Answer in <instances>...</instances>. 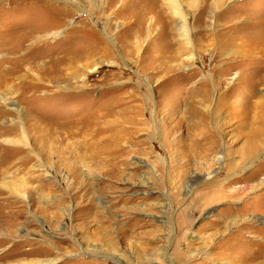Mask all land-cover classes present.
<instances>
[{"label":"rangeland","instance_id":"obj_1","mask_svg":"<svg viewBox=\"0 0 264 264\" xmlns=\"http://www.w3.org/2000/svg\"><path fill=\"white\" fill-rule=\"evenodd\" d=\"M176 1L0 0V264H264V0Z\"/></svg>","mask_w":264,"mask_h":264},{"label":"bare ground","instance_id":"obj_2","mask_svg":"<svg viewBox=\"0 0 264 264\" xmlns=\"http://www.w3.org/2000/svg\"><path fill=\"white\" fill-rule=\"evenodd\" d=\"M177 1L176 0H160V7L158 6V8L159 9H162V7L164 8V9H166L167 11V14H169V16H171L173 19H174V21H175V26H176V30L178 31V33H179V37L181 38V40H182V42H183V44L185 45V46H187L188 47V36H189V34H188V30H187V27H188V25L186 24L187 22L183 19V16H182V14H181V12H179V9H178V5H177V3H176ZM215 4H216V2H214ZM219 4V3H218ZM156 7V6H155ZM171 18V19H172ZM177 33V34H178ZM186 47V48H187ZM188 49V48H187ZM5 102H6V99H5V96H4V94H0V103H3V104H5ZM10 105V104H9ZM12 108H13V110L17 113V114H19V116H20V113H21V111L18 109V107H16L15 105H12ZM13 133V132H12ZM22 135V138H25L26 137V133H25V131L24 130H22V133H21ZM3 136V135H2ZM5 144H14L13 142H12V140H10V139H7L6 140V138L3 140V139H1ZM3 143V144H4ZM2 173V172H1ZM4 173H2V175H3ZM1 178V177H0ZM4 180V178L1 180L2 182L0 183V186L1 187H3L4 189H6V190H8V192H9V194H11V195H18L19 194V192H18V190H17V187L16 186H14V185H12L11 183H7V182H4L3 181ZM261 183V182H260ZM262 184L264 185V180L262 181ZM19 196V195H18ZM0 234H2V233H0ZM30 263H34V262H30ZM43 262H40V263H38V264H42ZM47 263H50V262H47L46 261V263L45 264H47ZM52 263V262H51ZM15 264V263H14ZM35 264V263H34ZM44 264V263H43Z\"/></svg>","mask_w":264,"mask_h":264}]
</instances>
